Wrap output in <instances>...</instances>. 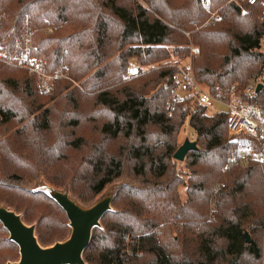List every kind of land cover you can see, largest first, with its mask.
<instances>
[{"label": "trees", "instance_id": "1", "mask_svg": "<svg viewBox=\"0 0 264 264\" xmlns=\"http://www.w3.org/2000/svg\"><path fill=\"white\" fill-rule=\"evenodd\" d=\"M244 7L231 0H0L10 48L22 44L28 21L35 53L50 72L70 77L42 93L37 77L0 61V205L29 225L38 220L36 235L47 247L66 240L71 226L36 180L67 187L89 207L127 178L93 229L87 264H264V167L224 169L237 145L226 111L196 102L184 109L181 101L168 108L190 41L200 47V84L217 92L254 83L243 98L264 105L262 5ZM218 9L221 18L209 21ZM132 65L142 71L128 78ZM188 117L198 148L184 159L186 181L174 155ZM4 232L0 221V260L3 245L20 252Z\"/></svg>", "mask_w": 264, "mask_h": 264}, {"label": "built area", "instance_id": "2", "mask_svg": "<svg viewBox=\"0 0 264 264\" xmlns=\"http://www.w3.org/2000/svg\"><path fill=\"white\" fill-rule=\"evenodd\" d=\"M238 5L245 13L244 2L262 5L261 20L264 22V0H231ZM5 13H0V61L10 63L19 68L25 69L30 75L37 77L39 88L42 93H50L54 80L65 77L63 71L50 72L47 60L42 59L35 53L33 42V30L29 22H25L22 44L18 47L10 48L8 41L1 34V29L5 21ZM218 11L213 12L211 19H219ZM190 37V33L187 34ZM189 55L181 62H177L175 73L176 85L172 97L168 101L169 112L171 113L175 101L184 103V109L193 106L196 102L207 106L214 103L222 104L228 113V131L230 139L237 141L235 149L232 151L229 161L224 169L229 170L239 165L259 164L264 167V105H260L249 100H244V96H251L255 90V84H251L240 89L239 83L233 84L226 91L213 92L200 84L195 76L194 59L200 54V47L189 45ZM142 68L132 65L129 68L127 77L138 75ZM242 138H249L251 141L245 142ZM224 185V184H223Z\"/></svg>", "mask_w": 264, "mask_h": 264}, {"label": "water", "instance_id": "3", "mask_svg": "<svg viewBox=\"0 0 264 264\" xmlns=\"http://www.w3.org/2000/svg\"><path fill=\"white\" fill-rule=\"evenodd\" d=\"M262 87L258 85V89ZM197 142L186 138L174 157L184 160L188 151L197 149ZM49 194L66 211L70 221L71 234L64 241L43 247L38 241L35 225L27 224L21 214L0 205V221L9 232V239L20 248V259L8 264H87L83 254L89 246L93 229L101 225V219L110 210L114 194L96 201L89 207L81 206L68 192L54 190ZM248 241H250L248 235Z\"/></svg>", "mask_w": 264, "mask_h": 264}, {"label": "rangeland", "instance_id": "4", "mask_svg": "<svg viewBox=\"0 0 264 264\" xmlns=\"http://www.w3.org/2000/svg\"><path fill=\"white\" fill-rule=\"evenodd\" d=\"M216 11H219V9L216 10ZM6 15H7V13H6ZM5 19H6L7 22L4 21L5 22L4 31H7L9 29L8 28V24L9 23H8L7 18H5ZM22 27H23V25H22ZM21 31H22V28H21ZM52 31L53 30H48V32H52ZM191 42H193V41H190V43ZM193 44H194V42H193ZM132 63L135 64L134 61ZM64 74H65V78L67 79L68 73L65 72ZM68 78L70 79L69 75H68ZM75 84L76 85H79L77 82H75ZM252 84H254V83H252ZM241 90H243V89H241ZM219 91H221V90H219ZM219 91H217V92H219ZM258 104H260V103H258ZM208 111L211 112V113H214L216 111H226V107L224 105H222V104L214 103V105H210L208 107ZM189 120H190V118L188 117V120H187V123H186V125L184 127V130L179 135V138H178V147L184 142V140L186 138H189L192 141H195L196 140L195 131L190 126V124H189L190 121ZM227 133H228V136H229V139H230L231 136H230L228 130H227ZM178 170L181 171L185 175V180L187 181L188 180L187 173L189 172V170L186 167V160L179 161ZM36 181L37 182H35L36 183L35 184V189L43 190V191H46L48 193L49 192H52L54 190H60V191L68 192L69 193V189L67 187H63V188H60V189L59 188H56V187L52 186L50 183L46 182L44 180V178H42V177H40ZM127 182H128V179L127 178H122V179H119V180L114 181L113 183L109 184L106 187V189L100 195H98L95 198V200L93 202H91V203H95L96 201H98V200L106 197L109 194H115L117 192L118 188L121 187L123 184H125ZM186 188H187L186 186H184V187L181 186L180 187V191L182 193L183 199L186 198V196H185ZM33 224L36 227L38 225V220L34 221ZM70 231H71V228H69V232H67V233L70 234ZM3 236H5V237L8 238L9 235L8 234L6 235V232H4V234H1V238ZM65 236H66V233H65ZM2 249H3V252H2V260H0V264H7V262H10V261H18L20 259V252H19V249H17L16 247H10V246H7V245H3Z\"/></svg>", "mask_w": 264, "mask_h": 264}]
</instances>
